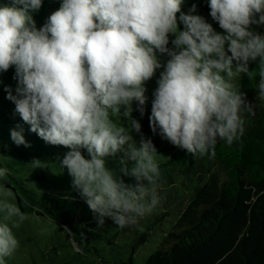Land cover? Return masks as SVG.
<instances>
[{"label":"clouds","instance_id":"obj_1","mask_svg":"<svg viewBox=\"0 0 264 264\" xmlns=\"http://www.w3.org/2000/svg\"><path fill=\"white\" fill-rule=\"evenodd\" d=\"M207 2L223 32L196 14L195 4L182 11L184 0H60L39 28L33 14L43 0L0 4V73L14 68L16 81L15 89L5 86V98L45 143L69 149L59 166L98 227L106 219L133 226L164 202L157 150L151 139L137 143L130 134L141 131L133 104L143 117L144 85L157 72L150 128L192 156L212 157L219 142L243 136L252 104L240 91L242 75L259 76L256 99L264 101V34L251 27L264 25V0ZM251 62L257 67L250 71ZM9 136L30 146L22 127ZM6 173L0 167V178ZM0 211L6 264L19 242L9 222L13 206L0 204Z\"/></svg>","mask_w":264,"mask_h":264},{"label":"trees","instance_id":"obj_2","mask_svg":"<svg viewBox=\"0 0 264 264\" xmlns=\"http://www.w3.org/2000/svg\"><path fill=\"white\" fill-rule=\"evenodd\" d=\"M193 4L197 7L196 14L203 16L215 31L223 32L209 15L207 0H184L182 11L187 13ZM251 27L264 34V25ZM178 28L182 30L183 26L178 23ZM173 38L170 36V42ZM256 67L255 62L249 64L250 71ZM258 81L259 76L253 80L241 76L240 91L252 104V112L244 113L245 132L232 145L219 142L212 157L192 156L162 143L159 135L144 126L140 133L130 132L137 143L143 136L151 139L157 153H166L167 157L158 162L159 188L175 190L187 201L177 216L178 232L169 231L166 235L168 247L157 248L145 264H264V101L256 99L254 85ZM22 122L9 123L17 126ZM54 146L69 151L64 146ZM81 152L87 157L84 149ZM13 181L16 185L5 186L13 191L21 212L56 220L70 233L74 232L71 228L74 221L86 226L96 224L85 202L68 199L71 195L81 197L79 193L36 191L24 187L21 181ZM124 181L135 183L134 178L126 177ZM145 237L143 233L137 242Z\"/></svg>","mask_w":264,"mask_h":264},{"label":"rangeland","instance_id":"obj_3","mask_svg":"<svg viewBox=\"0 0 264 264\" xmlns=\"http://www.w3.org/2000/svg\"><path fill=\"white\" fill-rule=\"evenodd\" d=\"M7 2L0 0V4ZM59 4L60 0H43L40 10L33 14L37 28L59 8ZM158 75L157 72L144 85L146 101L143 117L136 111L135 103L131 116L154 135L160 136L158 130L156 133L151 130L148 119ZM13 76L14 68L11 67L0 73V167L7 169L6 175L0 178V204L13 206L15 214L9 218V222L15 225L12 230L19 242L14 253L6 258V264H145L146 258L157 248H167L169 243L166 235L169 231L178 232L177 216L182 213L187 201L182 200L183 197L180 198L175 190L173 192L164 186L159 188L164 197L162 206L139 219L137 224L123 229L107 219L99 227L97 224L86 226L74 221L71 226L74 232L70 233L56 220L19 210L13 191L5 186L16 185L13 179L36 191L59 195L78 192L71 187V177L67 171L59 166L58 160L67 151L45 143L29 130L30 126L25 122L17 126L9 123L21 120L18 115H14V104L5 98V86L15 89ZM258 102L262 101L258 99ZM117 122L125 128L129 127L126 118L121 117ZM16 127L23 128L29 147L16 146L10 140L9 130ZM160 139L162 143L172 145L161 136ZM157 154V162L167 157L164 156L166 153ZM109 165L115 167V161L110 160ZM68 199L84 203V199L76 195L68 196ZM3 217L4 213L0 211V219ZM143 233H146L145 240L137 242Z\"/></svg>","mask_w":264,"mask_h":264}]
</instances>
